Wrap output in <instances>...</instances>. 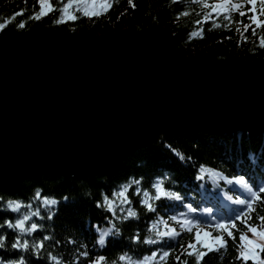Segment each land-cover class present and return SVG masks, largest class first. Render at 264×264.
Here are the masks:
<instances>
[{
  "label": "trees",
  "instance_id": "16d2710c",
  "mask_svg": "<svg viewBox=\"0 0 264 264\" xmlns=\"http://www.w3.org/2000/svg\"><path fill=\"white\" fill-rule=\"evenodd\" d=\"M92 1L99 3L94 7L90 5ZM49 3L52 10L35 19L40 13L39 0H0V24L4 25L0 28V38L43 25L55 31L86 35L111 34L123 28L139 31L158 25L172 34L171 53L264 66V47H260L264 28L256 29L255 35L251 28L245 31L243 24L236 23L241 20L236 13H233L232 23L215 16L207 23H200L202 17L211 12V8L204 5L218 3L217 0H132L131 4L129 0H49ZM21 12L22 15H17ZM93 12L97 14L92 15ZM259 18L264 20L263 16ZM58 20L61 22L57 23ZM214 22L221 27H213ZM243 22L249 23L247 17ZM21 23L23 28L19 27ZM194 31L198 33L196 36H192ZM201 167L229 179L243 176L253 189L264 187V130L222 132L205 127L161 130L150 144L124 155L108 174L94 173L83 179L44 173L29 176L14 186L0 188V224L6 220L15 223L29 215L25 226L36 223L38 228L31 235L25 234L23 239H27L30 245L40 242L44 245L39 258L31 249L27 252L12 249L11 244L19 230L4 225L0 228V235L6 236V246L0 249V259L8 262L23 256L26 264H51V254L59 258L60 264H76L77 260L79 264H91L101 256L106 258L104 264H141L153 252L170 251L172 256L164 261L156 257L145 264H175L181 246L193 240V235L185 232L178 241L164 239L161 243H146L149 239H159L156 231L150 230L154 222L160 218L168 220L172 215L180 217L184 213L189 219L201 221V228L219 234L208 225L214 221H229L240 212V206L227 197L234 200L246 196L238 185H229L207 173L203 174V179H198ZM133 181H139V185ZM157 181L163 182L166 191L181 196V200L156 201V211L150 212L141 204L142 192L147 190L150 195H155L153 185ZM125 185H130L126 195L131 205L122 204L114 195ZM137 187L141 189L140 195L136 194ZM105 196L113 201L115 215L106 206L97 207V204L104 203ZM45 198L56 199L58 203L45 205ZM9 201L20 203L21 209L16 212L7 209ZM188 205L195 211L189 213ZM129 206L137 212V217L124 220L122 217L127 215ZM208 207L212 212L204 220L199 213ZM254 208L256 211L245 219L248 224L262 229L264 225L257 217H264V202L257 200ZM33 212L38 215H31ZM168 223L179 230L174 222ZM237 227L239 231L233 230L235 240L228 239L227 249L221 253L212 252L204 258L203 264H243L237 246L241 233L247 230L243 222L238 221ZM108 229H113L112 233L106 237V245L101 247L97 242L100 232ZM158 229L163 230V225H158ZM45 236L49 239L43 240ZM202 250L198 246L196 251ZM83 252L88 253L86 258L80 255ZM259 254L264 258V252ZM121 255L126 256L125 261H119ZM183 259L187 264H195V256ZM248 264L254 262L250 260Z\"/></svg>",
  "mask_w": 264,
  "mask_h": 264
},
{
  "label": "water",
  "instance_id": "95a60500",
  "mask_svg": "<svg viewBox=\"0 0 264 264\" xmlns=\"http://www.w3.org/2000/svg\"><path fill=\"white\" fill-rule=\"evenodd\" d=\"M171 42L158 25L1 37L0 188L108 174L161 130H264V66L171 53Z\"/></svg>",
  "mask_w": 264,
  "mask_h": 264
},
{
  "label": "snow or ice",
  "instance_id": "6c2138e0",
  "mask_svg": "<svg viewBox=\"0 0 264 264\" xmlns=\"http://www.w3.org/2000/svg\"><path fill=\"white\" fill-rule=\"evenodd\" d=\"M129 3H132V0H129ZM259 3L260 7L257 9V4ZM39 4L41 6L40 13L36 15L35 19H40L42 15H46L48 11L52 10V5L49 3V0H39ZM205 8L210 7L211 12L206 13L200 23L209 22L213 16L217 19L222 17L223 20L229 21V23L233 22V13L238 14L241 17V20L236 21L238 24H243L245 31L248 29H252V34H256V29L264 28V20L260 19V16H264V0H245V2H234V0H219L218 3H212L211 5L205 4ZM245 9V10H241ZM23 13H17V15H22ZM86 15L88 13H85ZM97 13L93 12L92 15H96ZM247 17L249 23L244 24V18ZM71 19H75V17H70ZM61 21H57L60 23ZM253 25L255 27H253ZM227 25H225L226 27ZM4 25L0 24V28H3ZM20 28L24 27V24H19ZM213 27H221L219 23H213ZM202 31V30H201ZM239 31V28L237 29ZM198 33L193 32L192 36H196ZM260 47H264V38L260 40ZM201 175L198 179H203V174L207 173L210 176L218 177L220 180L225 183L232 185H238L243 192L246 194L245 198L236 197L234 200L232 197H227V199L232 200L234 204L240 206V212L234 216L229 221H214L212 224L208 225L209 228H214L217 230L219 234H214L212 231L207 229H203L200 227L201 221L195 219H189L186 217V214L181 213L180 217L177 215H172L165 220L163 218L158 219L151 226L150 230L156 231V236L159 239H149L145 241L146 243L156 244L161 243L164 239L168 240H176L178 241L185 232L191 233L193 235V240L189 241L187 245L181 246L180 253L175 258V264H187V260L183 259V257H193L195 256V264H203V260L206 256L211 254L212 252L221 253L222 250H226L228 246V239L235 240V235L233 230L239 231L237 227V222H243L245 228L248 232L252 233L255 237L249 238L241 233L239 237L240 243L238 244V256L242 260L243 264H248L251 260L254 264H264V258H261L259 253L264 252V230H259L258 227L252 226L248 224L245 219L246 216H251L253 212L256 211L254 208V204L257 200L264 202V187H260L259 189H253L248 182L245 180L243 176L236 177L234 179H229L219 173L213 172L211 169L201 167L200 168ZM133 184L139 185V181H133ZM162 181H157L153 188L155 190V195H150L149 191L145 190L142 192L143 199L141 200V204L147 208L150 212L156 211L155 202L161 200H181V196H179L175 192L166 191L162 186ZM130 185L123 186L122 190L119 193L114 195L118 196L121 199L122 204L131 205V201L127 197V193L129 191ZM136 194H141V189L139 187L136 188ZM39 192H37V196L39 197ZM151 201V202H150ZM43 203L48 206H54L58 202L56 199H47L45 198ZM109 212H112L115 215V210L113 208V201L110 200L107 196L104 197L103 204H97V207H105ZM22 205L18 202L9 201L7 203V209H10L14 212L19 211ZM188 212H194L195 209L191 207V205L187 206ZM124 211V209H121ZM127 215L122 217V219L127 220L128 218H136L137 212L133 210L131 206L127 208ZM206 213H210L211 210L205 209ZM31 215L35 216L38 213L33 212ZM183 217V218H181ZM30 219L29 215H24L22 219L16 220L15 223L10 221H4V224H0V228L7 226L8 229L19 230V235L15 239V241L11 244V248L15 250H20L27 252L29 249L37 255L39 258V252L44 247L43 242L29 244L27 239H23L25 234L31 235L38 228L36 223H31L30 227L25 226V222ZM51 219V216H49ZM258 221L261 225H264V217H257ZM168 221L174 222L175 225L179 226V230L177 227L172 226L168 223ZM158 225H163V230L158 229ZM115 225H113V229ZM113 229H108L106 231H101L98 239V244L103 247L106 245V237L111 235ZM118 232V229L116 230ZM49 237L45 236L43 240H48ZM134 239H137L134 237ZM6 236L0 235V249H4L6 244ZM202 248V251L197 252V247ZM259 250V251H258ZM81 256L87 257L88 253L83 252L80 253ZM172 256V252L163 251L162 253L153 252L151 257H145L144 261L141 264H145L147 261H151L156 257H159L160 261H164L166 258ZM49 259L51 264H60L59 258L52 256L49 254ZM105 257L101 256L96 260L91 261V264H104ZM119 261H125L126 256H119ZM0 264H26V260L23 256L20 257L19 260H12L5 262L3 259H0ZM76 264H79L77 260Z\"/></svg>",
  "mask_w": 264,
  "mask_h": 264
},
{
  "label": "rangeland",
  "instance_id": "374dc122",
  "mask_svg": "<svg viewBox=\"0 0 264 264\" xmlns=\"http://www.w3.org/2000/svg\"><path fill=\"white\" fill-rule=\"evenodd\" d=\"M236 1L245 2V0H236ZM217 2H219V0H217ZM234 2H235V1H234ZM97 3H99V1H92L90 5L95 7V5H96ZM258 6H260L259 3L257 4V7H258ZM40 7H41V6H40ZM263 18H264V16H263ZM199 128H200V127H199ZM207 128H208V127H207ZM258 132H260V131H258ZM114 168H115V166L112 168V170H113ZM112 170H111V171H112ZM111 171H110V172H111ZM108 173H109V172H108ZM10 187H11V186H10ZM222 195H223V193H221V196H222ZM200 211H201V210H200ZM201 213H206V212L203 210V211H201ZM208 214H211V211H210V213H208ZM258 229H259V230H264V228L261 229L260 227H258ZM246 230H247V229H246ZM244 235L247 236V237H249V238H253V239L255 238V237L252 235V233H250V232H248V231H246V232L244 233ZM258 251H259V250H258Z\"/></svg>",
  "mask_w": 264,
  "mask_h": 264
},
{
  "label": "bare ground",
  "instance_id": "6f19581e",
  "mask_svg": "<svg viewBox=\"0 0 264 264\" xmlns=\"http://www.w3.org/2000/svg\"><path fill=\"white\" fill-rule=\"evenodd\" d=\"M202 211V210H201ZM196 216V215H195ZM199 216H200V218H202V219H204V220H207L208 218H209V216H210V214H208V213H199Z\"/></svg>",
  "mask_w": 264,
  "mask_h": 264
}]
</instances>
